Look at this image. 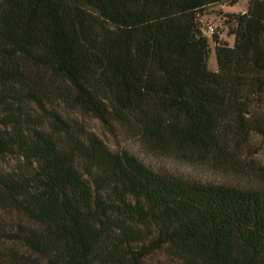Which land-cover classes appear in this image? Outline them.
<instances>
[{"label":"trees","instance_id":"trees-1","mask_svg":"<svg viewBox=\"0 0 264 264\" xmlns=\"http://www.w3.org/2000/svg\"><path fill=\"white\" fill-rule=\"evenodd\" d=\"M238 1L0 0V264H264V184L85 119L236 168L264 141V0L224 14L232 44L202 18Z\"/></svg>","mask_w":264,"mask_h":264},{"label":"rangeland","instance_id":"rangeland-1","mask_svg":"<svg viewBox=\"0 0 264 264\" xmlns=\"http://www.w3.org/2000/svg\"><path fill=\"white\" fill-rule=\"evenodd\" d=\"M248 0H239L233 5L215 6L209 14L203 16L204 24L214 27L220 33V38L233 43V36L227 33L228 29L224 23V14L238 13L247 9ZM209 37L211 34H208ZM214 43L210 39L211 54L208 61L210 69H216L217 60L214 52ZM86 123L89 128L99 134L107 143L112 145L120 144L136 153L145 163L154 167L168 169L188 178L202 181L229 182L238 185L264 184V141L257 144L248 151L244 159L236 162V168L228 165H217L210 161H196L186 157L157 156L150 150L131 139L115 137L108 133L96 119L87 116ZM252 153V154H251ZM11 237V236H10Z\"/></svg>","mask_w":264,"mask_h":264}]
</instances>
